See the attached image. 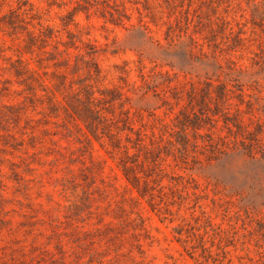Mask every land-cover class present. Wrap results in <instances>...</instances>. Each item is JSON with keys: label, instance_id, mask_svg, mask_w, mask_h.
<instances>
[{"label": "rangeland", "instance_id": "374dc122", "mask_svg": "<svg viewBox=\"0 0 264 264\" xmlns=\"http://www.w3.org/2000/svg\"><path fill=\"white\" fill-rule=\"evenodd\" d=\"M206 81L249 151L212 104L220 150L167 144ZM0 264H264V0H0Z\"/></svg>", "mask_w": 264, "mask_h": 264}, {"label": "trees", "instance_id": "16d2710c", "mask_svg": "<svg viewBox=\"0 0 264 264\" xmlns=\"http://www.w3.org/2000/svg\"><path fill=\"white\" fill-rule=\"evenodd\" d=\"M108 1V0H106ZM116 16H114L113 13L110 12V19L109 21L117 23H120L122 21L121 17L122 14L120 11L118 12V9H115ZM237 40H241V38H238ZM71 45H73L71 43ZM232 87V88H231ZM229 88L227 84L223 82H219L217 85H213L211 82L206 81L203 84V87L199 89V91L194 92L193 90L187 95L188 103L185 109L183 111H179V115L175 116L174 119L171 121V124L165 123L163 126L165 129V133H167L169 139L166 140L167 144L171 145L172 147H175L178 149V151H183L185 153L188 152V150L191 148L192 151L195 153L200 149H203L204 151L209 150V152H215L220 150L218 147V143L213 140L210 135H207V140L202 143V145H199L197 143V136H200L197 133V130L200 129L202 126L200 125V121H203L202 115H206L205 111H211V108L209 107V104H212L214 107V110L211 111L212 115H217L222 117L223 124L225 128L228 130L229 135L236 136H242V141L240 142V145L245 150H248V147H251V143H246L245 139L252 140V137L250 135L252 133H249L250 135L245 136L244 131H246V128L248 125H250L253 120L250 118L247 119V122L243 120L244 114H250L251 108L250 104L246 103V108L241 109V107L236 104L233 108V111H229L230 103L229 99L236 98L241 103H244L243 101V95L241 94L242 88L238 84V82H235L231 85ZM236 91H240V93H237ZM180 96L178 94L174 93L172 94V98L175 100H178ZM165 105L171 106V104L165 99L163 100ZM199 112V115L197 114ZM123 117L120 118V122L123 124V126L128 127L130 123V117L128 115V112H123ZM207 120L213 121V118H209L206 116ZM217 121V120H214ZM257 126H261L259 123L256 124ZM214 126L213 124L211 125ZM116 129H118V126H115ZM235 130H233V128ZM130 131H132V128H127ZM191 131L192 140L189 139V133L188 131ZM259 133V132H257ZM137 143H134V147L137 148V151L145 149V146L140 143L141 141V133L138 131H135ZM110 140H111V146L114 148L119 149V139L116 135L109 134ZM171 137H175L174 141L172 142L170 140ZM201 137V136H200ZM129 139V138H128ZM257 141V139H255ZM130 142V140H129ZM220 146L221 147H227V143L223 141V138L220 139ZM136 145V146H135ZM179 145V147H177ZM249 151V150H248ZM123 152L128 158L127 152L128 148L126 145L123 146ZM201 154H204L202 152ZM194 160L197 161L198 158L196 155H194ZM122 170L127 179L132 180L133 186L139 191L140 188V176L138 175V172H135V169L132 166H129L126 164V161H122ZM131 174V177L128 175Z\"/></svg>", "mask_w": 264, "mask_h": 264}]
</instances>
